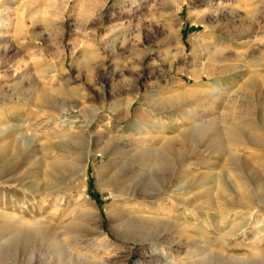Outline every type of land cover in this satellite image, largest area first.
<instances>
[{
    "label": "rangeland",
    "instance_id": "obj_1",
    "mask_svg": "<svg viewBox=\"0 0 264 264\" xmlns=\"http://www.w3.org/2000/svg\"><path fill=\"white\" fill-rule=\"evenodd\" d=\"M0 134L18 145L0 154V264H222L213 221L240 217L186 200L264 180V0H0Z\"/></svg>",
    "mask_w": 264,
    "mask_h": 264
},
{
    "label": "bare ground",
    "instance_id": "obj_2",
    "mask_svg": "<svg viewBox=\"0 0 264 264\" xmlns=\"http://www.w3.org/2000/svg\"><path fill=\"white\" fill-rule=\"evenodd\" d=\"M253 90L254 89L251 86H246L245 88V91L249 94H251ZM251 110L252 109L249 107L248 112L251 113ZM214 121L215 120L210 121V124H214ZM4 137H5L4 134H0V142H2V144L0 145V154L3 152H6L9 146L18 147L17 140L15 138H12V141L7 143V142H4ZM234 145H236V142H234ZM249 149H252V148H249ZM88 159H89V155H84L81 161L80 173H79V176L75 179L76 182H78L77 189L85 188L84 186V183H86L85 182V177H86L85 168L87 166V164L85 163L86 161H88ZM180 171L182 173H190L188 165L183 166L180 169ZM262 173L263 172L261 170H256L254 174H252V176L250 175L245 176L243 186L241 190L239 191V193H234L226 189L223 191V193L222 192L215 193L214 196L204 194L199 197L198 196L195 197L196 195L194 194V196H191L186 200V205H188L192 209L201 208L212 214L220 213L222 209H225L228 211L227 219L230 216L240 217L239 221L235 223L234 226L232 225V227L225 232L221 231L222 229L221 225L213 221V225H215L214 227L217 232V233L215 232L216 234H214L217 240L215 244L221 245L220 246L221 248L219 247L220 249L216 246L218 250L215 251L216 255L214 256V259L221 262L222 264H251V262L264 261V230H263L264 221H263V218L261 221H259V217L264 216V195H263L264 180L261 179ZM182 177H185V176L183 175ZM179 179H180V181H178L179 183L178 184L176 183V188L172 192L177 193V192H181L182 190H185L184 187L181 188L180 186V183H182L184 178H179ZM187 188L190 190L195 188V183H194L193 178L192 179L190 178V181L187 184ZM68 191L69 189H63L59 192L66 193ZM47 192L48 193H46L45 191L46 194H49L51 191L50 192L47 191ZM113 193H114L113 197L115 199L131 200L132 198L137 197L136 194H132V193L128 194L125 190H122L121 187L116 189ZM149 197L155 199V198H158L159 195H154V196H149ZM150 202L151 200H145L142 203H139V204L136 203V204L145 205L147 209L157 212L158 211L157 207L152 205ZM198 203H200L201 205L199 204L198 206ZM247 211L249 212L244 213ZM107 213L113 223L118 221V219L119 221H121L122 217L124 216L127 218L126 220L123 219L124 222L126 223L133 222L135 224L139 222L140 224L139 228L143 226L147 227L146 230L152 233V237H154V239L163 237V234H162L163 229L167 225L166 223H164V221L158 218L145 219V218H139V217L133 216L131 213V210L129 212H126L123 208H119L116 205L108 209ZM3 215L4 214L0 216V222L2 219L4 220ZM85 216H86L87 225H89V227L91 226V230H93L92 222L98 223V220H99L98 212L95 209H93L89 212L87 211V213H85ZM49 222H52V221H49ZM8 225L10 226V224ZM7 227L4 225L1 228L5 229ZM135 233L138 235H142L140 234V232L139 233L135 232ZM240 236H243V238L245 239L243 243H246V242L249 243L247 244L248 251L250 253L248 258H238L234 254H232L231 256H228V251L226 249L227 246H229L228 241L230 239H234L236 242H238ZM68 240L69 241L67 242V244H70L71 241L70 239ZM198 264H202L201 261H199Z\"/></svg>",
    "mask_w": 264,
    "mask_h": 264
}]
</instances>
